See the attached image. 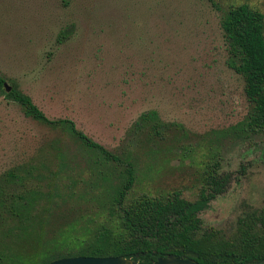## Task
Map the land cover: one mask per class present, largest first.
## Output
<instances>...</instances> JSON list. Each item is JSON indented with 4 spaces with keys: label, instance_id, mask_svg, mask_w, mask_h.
Listing matches in <instances>:
<instances>
[{
    "label": "rangeland",
    "instance_id": "obj_1",
    "mask_svg": "<svg viewBox=\"0 0 264 264\" xmlns=\"http://www.w3.org/2000/svg\"><path fill=\"white\" fill-rule=\"evenodd\" d=\"M242 3L264 14V0H0V73L49 119L72 120L110 151L139 154L138 168L152 170L139 173L131 196L181 189L194 198L201 168L216 154L233 178L199 216L203 228L231 227L246 207L264 201V135L214 133L249 109L243 78L226 64L221 27L224 13ZM62 30L68 36L58 42ZM148 110L194 135L191 156L172 153L161 164L142 153L134 126ZM10 170L23 178L13 187L35 198L32 214L43 221L21 263L42 260L39 247L59 226L75 218L78 234L94 226L88 218L103 219L89 195L79 197L104 170L102 161L0 95V180ZM13 225L0 221V235Z\"/></svg>",
    "mask_w": 264,
    "mask_h": 264
},
{
    "label": "trees",
    "instance_id": "obj_2",
    "mask_svg": "<svg viewBox=\"0 0 264 264\" xmlns=\"http://www.w3.org/2000/svg\"><path fill=\"white\" fill-rule=\"evenodd\" d=\"M221 27L228 42L226 64L243 78L249 109L242 120L214 133L236 139L264 135V14L247 3L232 6L224 13ZM67 36L62 30L57 41L62 42ZM5 83L0 73V95L20 105L25 116L60 128L90 157L95 156L104 164V170L86 185L90 191L79 194L81 198L89 195L96 202L99 210L94 213L103 219L88 218L87 223L94 226L86 224L88 231L78 234L71 231L78 225L75 218L66 228L59 226L39 247L46 256L37 264L64 256L129 257L135 253L153 258L174 254L192 258L198 264H252L264 258V201L260 206L246 207L231 227H202L199 213L227 190L233 178L230 172L221 170L219 160L214 159L216 154L204 162L194 198L185 197L181 189L142 191L131 196L139 173L146 176L152 170L151 166L138 168L139 154L134 156L127 149L110 151L77 129L72 120L49 119L27 93L15 84L7 91ZM134 127L140 130L142 153L159 158L161 164L172 153H182L179 156L184 159L194 152V135L180 123L161 120L156 110L142 113ZM59 152L63 155V150ZM1 178L0 221L12 220L14 225L1 232L0 264H26L21 263L24 247L27 241L39 242L34 230L43 221L32 214L35 198L13 187L23 178L15 170ZM94 188H99L98 192ZM64 203L66 199H62Z\"/></svg>",
    "mask_w": 264,
    "mask_h": 264
},
{
    "label": "water",
    "instance_id": "obj_3",
    "mask_svg": "<svg viewBox=\"0 0 264 264\" xmlns=\"http://www.w3.org/2000/svg\"><path fill=\"white\" fill-rule=\"evenodd\" d=\"M6 90H10V86L5 83ZM44 264H138L137 262L126 258L122 255L116 256H64L59 257ZM151 264H198L192 258H180L173 254L158 258ZM252 264H264V258Z\"/></svg>",
    "mask_w": 264,
    "mask_h": 264
},
{
    "label": "flooded vegetation",
    "instance_id": "obj_4",
    "mask_svg": "<svg viewBox=\"0 0 264 264\" xmlns=\"http://www.w3.org/2000/svg\"><path fill=\"white\" fill-rule=\"evenodd\" d=\"M167 255L168 254L160 256V257H165ZM124 257H126V256H124ZM160 257L153 258V257H150V256L149 257L146 256L144 253H142V254L135 253L133 256H129V257H126V258H129V259L137 262L138 264H151L152 262H155Z\"/></svg>",
    "mask_w": 264,
    "mask_h": 264
}]
</instances>
